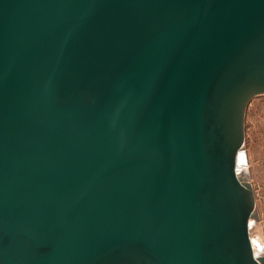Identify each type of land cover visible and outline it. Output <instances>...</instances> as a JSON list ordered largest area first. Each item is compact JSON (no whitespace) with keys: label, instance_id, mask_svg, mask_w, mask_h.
Returning <instances> with one entry per match:
<instances>
[{"label":"water","instance_id":"95a60500","mask_svg":"<svg viewBox=\"0 0 264 264\" xmlns=\"http://www.w3.org/2000/svg\"><path fill=\"white\" fill-rule=\"evenodd\" d=\"M261 94L264 0H0V264H264Z\"/></svg>","mask_w":264,"mask_h":264},{"label":"rangeland","instance_id":"374dc122","mask_svg":"<svg viewBox=\"0 0 264 264\" xmlns=\"http://www.w3.org/2000/svg\"><path fill=\"white\" fill-rule=\"evenodd\" d=\"M245 151L248 176L264 241V94L253 97L248 104Z\"/></svg>","mask_w":264,"mask_h":264},{"label":"bare ground","instance_id":"6f19581e","mask_svg":"<svg viewBox=\"0 0 264 264\" xmlns=\"http://www.w3.org/2000/svg\"><path fill=\"white\" fill-rule=\"evenodd\" d=\"M245 162H246V167H247L246 151H245ZM247 171H248V174H249V170H248V168H247ZM263 244H264V241H263Z\"/></svg>","mask_w":264,"mask_h":264}]
</instances>
